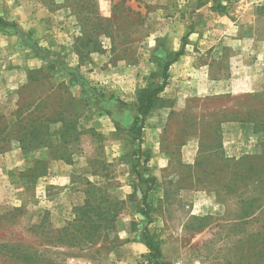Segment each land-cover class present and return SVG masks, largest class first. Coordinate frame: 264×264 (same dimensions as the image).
Wrapping results in <instances>:
<instances>
[{"label": "rangeland", "instance_id": "rangeland-1", "mask_svg": "<svg viewBox=\"0 0 264 264\" xmlns=\"http://www.w3.org/2000/svg\"><path fill=\"white\" fill-rule=\"evenodd\" d=\"M58 10L0 7V264H151L152 240L160 264H264V0ZM178 14L199 38L174 50ZM164 82L140 143L133 121L112 131Z\"/></svg>", "mask_w": 264, "mask_h": 264}, {"label": "crops", "instance_id": "crops-1", "mask_svg": "<svg viewBox=\"0 0 264 264\" xmlns=\"http://www.w3.org/2000/svg\"><path fill=\"white\" fill-rule=\"evenodd\" d=\"M55 2H58L59 4H55ZM49 3V2H48ZM48 3H43V0H0V7L2 9H5V8H8V7H13L15 9H20V14L21 16L23 15H26V19H30V25H39L40 22H39V19L41 20V15L40 12H37L38 9H40V7L42 6L43 8H45L47 10V13H50L51 17H59V8H66V6L68 5V0H54L53 2H51L50 4ZM52 4V6H51ZM9 5V6H8ZM187 3H184L183 5L180 6V8H183V7H187ZM204 7H201L203 5H199V3H194L192 2L189 6L190 10L192 11L193 9L198 11V10H201V9H205L207 7H211L209 5H212V3L208 2V3H205ZM258 8V7H256ZM24 10V11H23ZM58 10V12L56 11ZM55 12L56 15H55ZM48 15V14H47ZM215 16V14H208V23H207V26H210L211 24V21L212 18ZM47 20L46 21H41L43 22V24H46L48 27H49V21L51 18H49V16H47ZM210 17V19H209ZM60 18V17H59ZM185 16H179V14L177 15V17H175V20L174 22L172 21H166L163 25H162V30H160L162 36H164V39L163 40H173L174 42H176V46L172 47L174 50L177 49V47L179 46V44H177V41H180L184 35L188 34L189 32L191 34H195L197 32L196 31H192V28H191V19L190 20H185ZM193 19H195L193 17ZM52 20V19H51ZM71 17L70 19H68L69 22H71ZM210 21V23H209ZM224 22V20H223ZM21 24H23V21H21ZM26 24H28L26 22ZM67 24V22H66ZM197 26V25H195ZM198 28V26L196 27ZM229 28V26H228ZM198 34V32H197ZM49 37L51 38V40H55V34L53 32H50L49 34ZM48 37V38H49ZM198 38H199V34H198ZM203 40V39H201ZM89 115V114H88ZM110 116V117H109ZM108 116V121H110V123L112 124V131L113 130H118V128H120L122 125L120 124V122L126 120V121H133L134 119H132V115H130L129 113H122V114H111ZM103 117V116H102ZM89 118H90V115H89ZM98 119V118H95V120ZM90 125H94V124H91L90 122ZM105 126V125H104ZM104 131V130H103ZM105 132V131H104ZM43 158L47 161L48 163V175L50 174L51 178L53 180H57V181H61L63 179V177H65L67 174H68V169L65 168V167H61V170H57L56 169V165H60L61 163L67 165L69 164L67 161H62L61 159H55L51 154L50 152L49 153H45ZM61 162V163H59ZM65 169V171L63 170Z\"/></svg>", "mask_w": 264, "mask_h": 264}, {"label": "trees", "instance_id": "trees-1", "mask_svg": "<svg viewBox=\"0 0 264 264\" xmlns=\"http://www.w3.org/2000/svg\"><path fill=\"white\" fill-rule=\"evenodd\" d=\"M1 23L2 25H5V23L3 22ZM182 53H183V50H180L179 52L176 53V57L180 56ZM164 87H165V82L161 86H158L156 88H153V89L144 88L140 90L139 92L138 101H136L135 103V110L137 113L134 117L133 124L130 129V133L136 136V140H138L139 143H140L141 131L143 130V127L145 124V119L155 107L159 93L164 89ZM140 149H141V146L140 144H138V147L134 149V152H133L134 156L139 153ZM62 158L63 157H61V159ZM145 160L147 162L148 160L147 155L145 156ZM147 243L150 249V253L148 254V259L150 263L160 264L158 257L160 256L161 252H160L158 244L154 242V240H152L150 243L149 242Z\"/></svg>", "mask_w": 264, "mask_h": 264}]
</instances>
